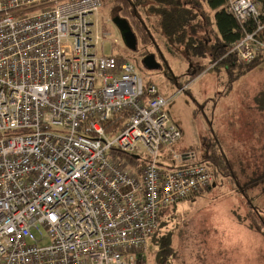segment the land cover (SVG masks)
I'll use <instances>...</instances> for the list:
<instances>
[{
    "label": "built area",
    "instance_id": "obj_1",
    "mask_svg": "<svg viewBox=\"0 0 264 264\" xmlns=\"http://www.w3.org/2000/svg\"><path fill=\"white\" fill-rule=\"evenodd\" d=\"M103 7L0 0V264H141L161 213L214 184L196 152L173 150L156 82L104 54ZM224 8L255 24L228 56L264 58L260 5Z\"/></svg>",
    "mask_w": 264,
    "mask_h": 264
},
{
    "label": "rangeland",
    "instance_id": "obj_2",
    "mask_svg": "<svg viewBox=\"0 0 264 264\" xmlns=\"http://www.w3.org/2000/svg\"><path fill=\"white\" fill-rule=\"evenodd\" d=\"M109 13L115 14L108 5L100 12L101 24L110 33L103 42L104 54L126 57L138 73L156 82L169 100L172 123L182 133L173 150L196 152L214 176L210 189L166 210L163 227L155 241H149L141 264L162 263L156 241L168 234L172 235L174 256L164 264H264V234L251 222L254 216L264 226V182L251 184L264 171V62L259 65L263 67L239 71L235 76L241 75L230 84L222 66L214 69L216 64H210L209 58L195 57L186 47L168 42L158 19L141 10L156 43L147 51L161 65L160 70L149 71L142 64L139 40L138 52L127 50L117 28L105 23L107 18L112 20ZM204 68L189 80L190 70ZM185 84L189 92L177 95ZM209 145L226 158L227 175L207 158Z\"/></svg>",
    "mask_w": 264,
    "mask_h": 264
},
{
    "label": "trees",
    "instance_id": "obj_3",
    "mask_svg": "<svg viewBox=\"0 0 264 264\" xmlns=\"http://www.w3.org/2000/svg\"><path fill=\"white\" fill-rule=\"evenodd\" d=\"M102 1L104 6H111V10L115 12L114 15L109 13V15H112V18L119 16L129 22L142 46L139 53L143 57L151 54L147 51L148 46L152 44L156 45L149 27L140 14L141 10H147L149 14L154 15L158 19L162 35L168 42L186 47L195 57L209 58L210 64H216L214 69L222 66L229 76L230 84H233L239 75H241L235 76L239 71L244 69L246 72H249L264 62V58H261V60L256 59L248 66H242L236 62L234 57L228 56L230 46L239 40L247 32L246 30L253 31L255 24L251 20L245 24L239 23L233 15L231 16L225 10L224 7L227 0ZM253 1L260 5L264 13V0ZM204 70L205 68L194 71L190 70L189 80H194ZM188 92L189 90H186L184 94ZM207 151L209 152L207 158L214 162L227 175L229 167L226 158L221 153L218 154L213 145H209ZM256 182H264V171L259 179L251 181V184ZM250 207L253 208L252 206ZM165 213L166 210L161 213V220ZM253 213L258 215L256 211ZM251 218L254 228L264 234L263 224L257 221L254 216H251ZM162 227L163 223L160 222V226L151 241L158 237V233ZM156 244L160 249L158 254L160 259L165 261L170 256H174L171 234L160 238L156 241ZM163 261L162 263L164 264Z\"/></svg>",
    "mask_w": 264,
    "mask_h": 264
},
{
    "label": "water",
    "instance_id": "obj_4",
    "mask_svg": "<svg viewBox=\"0 0 264 264\" xmlns=\"http://www.w3.org/2000/svg\"><path fill=\"white\" fill-rule=\"evenodd\" d=\"M112 24L117 28L124 46L132 53L138 52V37L131 28L129 22L119 16L112 18ZM143 66L149 71H158L161 65L156 61L154 54L145 56L142 60Z\"/></svg>",
    "mask_w": 264,
    "mask_h": 264
},
{
    "label": "crops",
    "instance_id": "obj_5",
    "mask_svg": "<svg viewBox=\"0 0 264 264\" xmlns=\"http://www.w3.org/2000/svg\"><path fill=\"white\" fill-rule=\"evenodd\" d=\"M259 67H263V65H261V66H259ZM259 67H257V68H259ZM152 80H153V79H152ZM184 86H187V85H184ZM184 86H183V87H184ZM160 92H161V91H160ZM161 94H162V93H161Z\"/></svg>",
    "mask_w": 264,
    "mask_h": 264
},
{
    "label": "bare ground",
    "instance_id": "obj_6",
    "mask_svg": "<svg viewBox=\"0 0 264 264\" xmlns=\"http://www.w3.org/2000/svg\"><path fill=\"white\" fill-rule=\"evenodd\" d=\"M231 16H232V15H231ZM253 27H254V26H253ZM253 29H254V28H253ZM246 31H247V32H250V31H248V30H246ZM258 60H261V58H260V59L258 58Z\"/></svg>",
    "mask_w": 264,
    "mask_h": 264
}]
</instances>
